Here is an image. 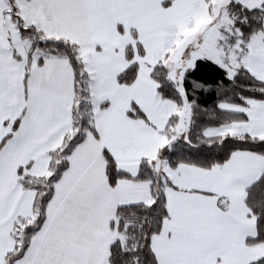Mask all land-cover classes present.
I'll return each mask as SVG.
<instances>
[{"label":"snow or ice","instance_id":"snow-or-ice-1","mask_svg":"<svg viewBox=\"0 0 264 264\" xmlns=\"http://www.w3.org/2000/svg\"><path fill=\"white\" fill-rule=\"evenodd\" d=\"M0 264H264V0H0Z\"/></svg>","mask_w":264,"mask_h":264}]
</instances>
